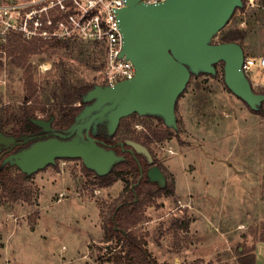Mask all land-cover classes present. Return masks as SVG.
Returning <instances> with one entry per match:
<instances>
[{
	"label": "rangeland",
	"instance_id": "obj_1",
	"mask_svg": "<svg viewBox=\"0 0 264 264\" xmlns=\"http://www.w3.org/2000/svg\"><path fill=\"white\" fill-rule=\"evenodd\" d=\"M248 3L223 30H250L242 42L245 54L260 59L264 0L257 7ZM12 49L0 50V99L12 106L23 103L25 68L17 64L24 57L51 113L42 119L54 117L55 123L54 94L65 76L61 61L72 70L68 82L104 84L101 55L88 63L73 49L33 54ZM223 70L220 65L215 77L191 78L177 102V136L150 144L174 189L147 208L142 226L159 263L240 264L238 251L249 249L257 264H264V117L227 88ZM249 78L254 90L264 93V67ZM135 123L137 133L147 132L144 123ZM125 186L122 180L102 186L86 176L80 159L58 160L32 174L19 201L0 196V264H117L115 242L104 239L101 209L107 210Z\"/></svg>",
	"mask_w": 264,
	"mask_h": 264
},
{
	"label": "water",
	"instance_id": "obj_2",
	"mask_svg": "<svg viewBox=\"0 0 264 264\" xmlns=\"http://www.w3.org/2000/svg\"><path fill=\"white\" fill-rule=\"evenodd\" d=\"M243 5V0H166L157 4L126 0V6L118 10L123 35L121 56L134 64L135 76L113 87L95 85L83 97L87 104L76 123L66 130L56 131L52 127L54 117L34 119L42 133L49 134L46 138H16L0 129L1 158L34 140L5 157L0 167L16 165L32 175L58 160L80 159L98 175H106L123 157L95 137L100 127L105 126L108 135L113 136L122 119L138 114L161 117L168 127L178 129L177 102L192 75H215L216 65L221 62L228 89L251 109L259 110L264 94L255 92L243 70V46L237 42H213ZM125 143L151 165L146 172L147 181L159 188L166 187V175L155 164L150 150L133 140Z\"/></svg>",
	"mask_w": 264,
	"mask_h": 264
},
{
	"label": "trees",
	"instance_id": "obj_3",
	"mask_svg": "<svg viewBox=\"0 0 264 264\" xmlns=\"http://www.w3.org/2000/svg\"><path fill=\"white\" fill-rule=\"evenodd\" d=\"M246 1L243 0V7L238 8L235 13L239 10H244ZM249 32L250 30L240 28L222 30L220 32V40L214 41L215 43L237 42L243 46L242 42L249 37ZM19 40L27 43L19 42ZM12 46V53L18 52L21 54L26 49H28L27 53L30 54L38 51L73 49L88 63L95 62L100 55L103 58L105 56L101 44L97 42H82L77 39H61L48 42L40 40L27 41L21 35H13L9 39L8 44L3 46L2 50ZM26 62L27 59L23 57L17 64L25 68L24 87L26 93L23 103L18 106H12L4 104L0 99V129L6 135L16 138L22 135L39 136L43 134L42 129L33 120L40 118L42 115H45L47 119L51 116L46 102L41 100L38 84L31 71L32 65L29 64L27 68ZM220 65L224 66V63L221 62L216 65L217 73L212 76L218 75V67ZM60 66L65 76H63L64 81H62L61 90L54 94L55 104L57 103L59 109L54 114L55 123L53 125L57 130H66L76 123L87 104L83 102V97L95 87V84L80 83L78 85L68 82L67 78L72 73V70L70 71V66L68 68L63 61H61ZM194 76L192 75V78ZM47 103H50V105L54 104L52 101ZM251 110L253 113L264 117V102L259 110ZM136 121L144 123L147 127V132L137 133L133 128ZM154 121H157L156 125L153 124ZM178 132L179 129L168 127L161 117L133 114L121 120L118 130L113 136L108 135L105 126L100 127L98 134L95 135L99 141L105 142L109 148H112L119 156L123 157L121 161L113 166L110 173L103 176L98 175L96 171L89 169L83 164V171L86 176L95 179L104 187H108L118 180L126 183L120 196L108 206V209L105 211L101 209L102 228L105 233L104 239L106 242H115V246L111 248L114 250V260L117 264H165L159 263L149 251L147 239L149 232L144 230L142 226L147 222V208L155 205L160 197L174 194V189L170 184L164 188H159L156 183L147 181L146 172L151 165L145 156L131 152V147L125 142L127 140L139 142L145 145L153 155L150 144H162L171 141L177 136ZM33 142L34 140L29 143L32 144ZM121 142L125 143L124 146L120 145ZM153 158L155 164L159 165L164 171V168L158 163L154 155ZM1 163L2 161H0V165ZM31 177L32 175L22 172L16 165L0 167V187L2 189L0 196H7L13 202L19 201L21 195L25 194V182ZM185 227L187 228V225ZM248 251L249 249L238 251L240 264H257L256 254Z\"/></svg>",
	"mask_w": 264,
	"mask_h": 264
},
{
	"label": "built area",
	"instance_id": "obj_4",
	"mask_svg": "<svg viewBox=\"0 0 264 264\" xmlns=\"http://www.w3.org/2000/svg\"><path fill=\"white\" fill-rule=\"evenodd\" d=\"M157 4L166 0H141ZM126 0H0V50L13 35L27 41L77 39L97 42L104 49V84L113 87L136 74L134 64L125 56L118 10ZM249 7L260 6L249 0ZM264 67V57H245L244 72L249 75Z\"/></svg>",
	"mask_w": 264,
	"mask_h": 264
},
{
	"label": "flooded vegetation",
	"instance_id": "obj_5",
	"mask_svg": "<svg viewBox=\"0 0 264 264\" xmlns=\"http://www.w3.org/2000/svg\"><path fill=\"white\" fill-rule=\"evenodd\" d=\"M53 124H54V123H52V127H53L56 131H62V130H57ZM48 136H49V134H47V133H43V134L39 135V137H41V138H46V137H48ZM29 145H31V143H28L25 147H24V146H22V147H15L11 152L5 154L2 158H1L2 154L0 153V161H3V159H4L5 157L9 156L10 154H13V153H16V152L20 151V150H22V149L28 147ZM2 153H3V152H2Z\"/></svg>",
	"mask_w": 264,
	"mask_h": 264
},
{
	"label": "bare ground",
	"instance_id": "obj_6",
	"mask_svg": "<svg viewBox=\"0 0 264 264\" xmlns=\"http://www.w3.org/2000/svg\"><path fill=\"white\" fill-rule=\"evenodd\" d=\"M49 65V64H48ZM47 66V65H46Z\"/></svg>",
	"mask_w": 264,
	"mask_h": 264
},
{
	"label": "crops",
	"instance_id": "obj_7",
	"mask_svg": "<svg viewBox=\"0 0 264 264\" xmlns=\"http://www.w3.org/2000/svg\"><path fill=\"white\" fill-rule=\"evenodd\" d=\"M257 261V260H256Z\"/></svg>",
	"mask_w": 264,
	"mask_h": 264
}]
</instances>
